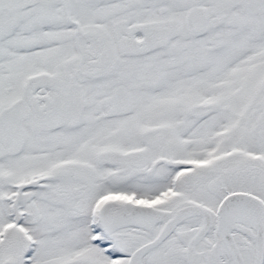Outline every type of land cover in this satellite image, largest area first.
Wrapping results in <instances>:
<instances>
[{
  "label": "snow or ice",
  "instance_id": "snow-or-ice-1",
  "mask_svg": "<svg viewBox=\"0 0 264 264\" xmlns=\"http://www.w3.org/2000/svg\"><path fill=\"white\" fill-rule=\"evenodd\" d=\"M0 264H264V0H0Z\"/></svg>",
  "mask_w": 264,
  "mask_h": 264
}]
</instances>
